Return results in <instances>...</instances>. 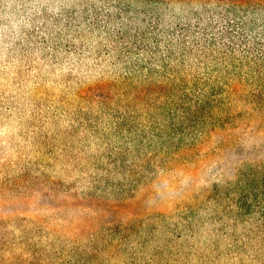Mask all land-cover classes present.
Here are the masks:
<instances>
[{
    "label": "rangeland",
    "instance_id": "374dc122",
    "mask_svg": "<svg viewBox=\"0 0 264 264\" xmlns=\"http://www.w3.org/2000/svg\"><path fill=\"white\" fill-rule=\"evenodd\" d=\"M0 264H264V0H0Z\"/></svg>",
    "mask_w": 264,
    "mask_h": 264
}]
</instances>
